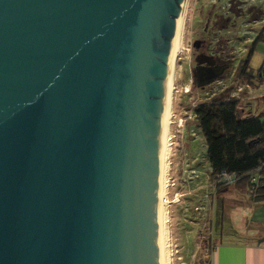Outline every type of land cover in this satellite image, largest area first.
Returning <instances> with one entry per match:
<instances>
[{"label": "water", "instance_id": "obj_1", "mask_svg": "<svg viewBox=\"0 0 264 264\" xmlns=\"http://www.w3.org/2000/svg\"><path fill=\"white\" fill-rule=\"evenodd\" d=\"M183 1L0 0V264H158ZM213 63L195 57L196 88L227 67Z\"/></svg>", "mask_w": 264, "mask_h": 264}, {"label": "rangeland", "instance_id": "obj_2", "mask_svg": "<svg viewBox=\"0 0 264 264\" xmlns=\"http://www.w3.org/2000/svg\"><path fill=\"white\" fill-rule=\"evenodd\" d=\"M186 1L178 32L181 51L173 74L169 150L165 161V191L161 197L169 202L164 264H197L200 253V260L205 262L209 248L219 238L232 243L249 242L247 232L254 230L257 236L261 234L255 229L259 225L255 227L251 220L262 203L252 199L247 188L228 187L215 194L205 142L193 119L192 108L233 84L235 67L259 36L248 70L251 85L239 82L231 94L237 86L249 85L251 95L244 100L247 104L243 103L244 113L255 116L264 112V84L257 79L264 55V0ZM200 44L206 54L228 67L220 78L196 88L192 71ZM220 217L224 219L222 229Z\"/></svg>", "mask_w": 264, "mask_h": 264}, {"label": "trees", "instance_id": "obj_3", "mask_svg": "<svg viewBox=\"0 0 264 264\" xmlns=\"http://www.w3.org/2000/svg\"><path fill=\"white\" fill-rule=\"evenodd\" d=\"M258 38L259 36L251 43L245 58L239 61L235 67L232 76L233 84L216 97L194 106L192 114L205 142L206 160L212 184L214 176L220 171L233 174L237 179L232 186H214L215 194L228 187L247 188L248 177L257 172L261 176L258 190L254 195L250 193L249 195L264 205V112L255 116L249 112L244 113L243 103L245 98L250 95L243 96V98L230 96L235 85L239 82L251 85L248 70L253 48ZM257 79L260 82L258 77ZM244 105L247 104L244 103ZM223 220L220 217L222 227ZM203 250L205 249L203 248ZM209 256L210 248L207 260L201 261L200 253L197 264H208Z\"/></svg>", "mask_w": 264, "mask_h": 264}, {"label": "bare ground", "instance_id": "obj_4", "mask_svg": "<svg viewBox=\"0 0 264 264\" xmlns=\"http://www.w3.org/2000/svg\"><path fill=\"white\" fill-rule=\"evenodd\" d=\"M187 1L184 0L180 4V11L177 16L176 20V28L175 34L171 41V51L168 58L167 63V77L165 80V92H164V107H163V116H162V132H161V139H160V152H159V159H158V196H157V223H158V231H157V259L158 264H164V235H165V226L167 223V203L164 199L162 200V196L164 195L165 191V184H164V175H165V161L167 149L169 150V126H170V109L172 103V91H173V74L175 71V65L181 51L178 32L181 25V18L183 15V7Z\"/></svg>", "mask_w": 264, "mask_h": 264}, {"label": "crops", "instance_id": "obj_5", "mask_svg": "<svg viewBox=\"0 0 264 264\" xmlns=\"http://www.w3.org/2000/svg\"><path fill=\"white\" fill-rule=\"evenodd\" d=\"M263 204V203H262ZM256 211L251 222L255 223V229L260 230L257 236L254 230H250L248 235L249 242H225L222 239L216 242L210 250L209 264H264V242L257 244V241L264 237V208ZM222 229L221 222L219 223ZM262 225V228H259ZM221 229L219 230L222 237ZM253 236V237H252Z\"/></svg>", "mask_w": 264, "mask_h": 264}, {"label": "built area", "instance_id": "obj_6", "mask_svg": "<svg viewBox=\"0 0 264 264\" xmlns=\"http://www.w3.org/2000/svg\"><path fill=\"white\" fill-rule=\"evenodd\" d=\"M258 78H259L260 82L262 84H264V55H263L261 64L258 68ZM242 95L243 96L251 95V87H249V85L237 86L235 88L234 92L230 96L233 98H237V97L242 96ZM179 122L181 123V121H179ZM260 179H261V176L257 172L253 173L252 175H250L248 177L247 189L251 195H254L257 192ZM236 180L237 179H236L235 175L227 174L224 171H220L214 176L213 185L214 186H232L235 184ZM164 199L166 200L165 197H164ZM164 199H162L163 202H164ZM166 203H167L166 206H168L169 202L167 200H166Z\"/></svg>", "mask_w": 264, "mask_h": 264}, {"label": "flooded vegetation", "instance_id": "obj_7", "mask_svg": "<svg viewBox=\"0 0 264 264\" xmlns=\"http://www.w3.org/2000/svg\"><path fill=\"white\" fill-rule=\"evenodd\" d=\"M198 52H197V54L194 56V67L193 68H195L196 67V64H195V57L197 56V55H199V54H203V55H205V56H209V57H211L210 55H208V54H206L204 51H203V46L200 44L199 45V49L197 50ZM212 59H213V61H214V63H213V65L212 66H222V65H226L225 63H220L219 61H217V59L216 58H214V57H211ZM203 66H205V64H203ZM227 67H228V65H226ZM227 69V68H226ZM225 69V70H226ZM225 70H224V72H225ZM223 72V73H224ZM223 73L221 74V76L223 75ZM193 74H194V69H193V71H192V77H193V82H194V76H193ZM221 76H219L218 78H220ZM217 78V79H218ZM260 228H262V225H260Z\"/></svg>", "mask_w": 264, "mask_h": 264}]
</instances>
